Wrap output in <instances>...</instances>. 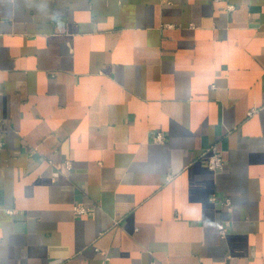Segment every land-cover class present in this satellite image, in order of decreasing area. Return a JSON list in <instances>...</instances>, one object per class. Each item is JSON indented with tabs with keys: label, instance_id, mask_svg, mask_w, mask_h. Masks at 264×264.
<instances>
[{
	"label": "crops",
	"instance_id": "obj_1",
	"mask_svg": "<svg viewBox=\"0 0 264 264\" xmlns=\"http://www.w3.org/2000/svg\"><path fill=\"white\" fill-rule=\"evenodd\" d=\"M0 264H264V0H0Z\"/></svg>",
	"mask_w": 264,
	"mask_h": 264
},
{
	"label": "built area",
	"instance_id": "obj_2",
	"mask_svg": "<svg viewBox=\"0 0 264 264\" xmlns=\"http://www.w3.org/2000/svg\"><path fill=\"white\" fill-rule=\"evenodd\" d=\"M229 10L232 9V6L228 7ZM165 141V137L163 135V133L161 131H157L153 136H152V142L154 144H163ZM210 155L207 159V167L211 170V171H220L223 169V157L221 155V153L218 151L216 146H211L208 150H207ZM214 200V198H213ZM222 205L226 207V210L228 212H231V203L230 200L227 198H225L222 202ZM72 211L77 214V215H82V216H90L93 213V206H87L84 203H78V204H74L72 207ZM229 227V221H225L224 224V228L221 231L222 234H225L227 228Z\"/></svg>",
	"mask_w": 264,
	"mask_h": 264
}]
</instances>
